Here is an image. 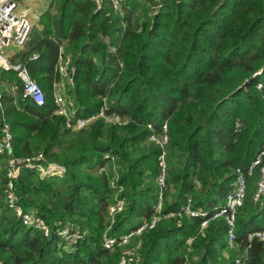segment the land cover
<instances>
[{
    "label": "trees",
    "instance_id": "16d2710c",
    "mask_svg": "<svg viewBox=\"0 0 264 264\" xmlns=\"http://www.w3.org/2000/svg\"><path fill=\"white\" fill-rule=\"evenodd\" d=\"M39 24L14 59L40 86L45 104L23 100L15 73L1 72L0 127H9L14 157L41 153L45 165L62 166L65 174L41 179L22 169L14 181L20 205L51 228L44 237L4 204L7 158L0 157V264H118L125 248L107 250L104 238L131 233L155 216V226L126 247L140 244L137 264H234L244 253L245 264H264V245L248 239L264 231V195L254 201L259 168L246 178L233 248L226 220H211L233 190L236 171L246 173L264 147V0H124L121 13L108 0L99 7L92 0H52ZM62 45L75 67L76 116L97 113L105 97L126 125L99 120L77 132L65 128L51 94ZM33 54L40 58L31 61ZM164 123L160 192L162 150L146 126L159 133ZM117 200L123 210L111 217ZM187 200L190 211L206 216L186 215ZM67 223L83 234L72 247L55 233Z\"/></svg>",
    "mask_w": 264,
    "mask_h": 264
},
{
    "label": "built area",
    "instance_id": "2783aa9c",
    "mask_svg": "<svg viewBox=\"0 0 264 264\" xmlns=\"http://www.w3.org/2000/svg\"><path fill=\"white\" fill-rule=\"evenodd\" d=\"M99 7L103 0H92ZM113 13H121L122 3L124 0H108ZM19 0H0V73L13 72L20 80L22 85L21 97L23 100H29L37 107H42L45 104V97L40 86L32 80L24 66L18 63H12L8 56L9 51L21 50L25 47L29 40V35L32 30V23L25 13L19 11ZM40 58L39 54H33L30 57L31 61H36ZM122 64L119 63V70ZM55 73L58 79H55L51 84V94L54 104V114L64 119L65 128L71 132L80 131L96 121H103L105 124L121 127L126 125L129 120L123 118L117 113H111L106 101V98H101V106L97 113L90 115L86 118L76 116V111L71 99L70 93L74 89V73L75 67L72 65L70 55L65 53V46H60L58 52V63L55 66ZM261 88V85H258ZM11 92H15L16 88H10ZM147 129L152 131L149 136V141L158 144L162 150L159 157V165L161 173L157 178L159 191L165 188V145L168 142V128L166 123L161 125L159 133L154 132L152 124H148ZM240 130V124L237 123L236 131ZM6 157L7 162V185L4 190V204L7 209L20 220L21 224L28 229H32L41 233L44 237H48L51 233V228L47 223L38 216L37 212L33 209L25 210L20 205V199L15 193L14 181L17 180L22 169H31L37 171L41 179L49 177H64L65 169L62 166L55 164H44L43 155L40 153L30 159H20L14 157L12 153L11 134L8 125L4 124L0 127V157ZM109 158L108 155L105 156ZM256 168L260 169L261 178L257 184L256 193L254 194V201L264 195V147L257 151L250 167L243 173L240 170L236 171V181L233 190L228 194L225 204L216 209L211 216V220L224 218L227 222V243L229 248L234 247L235 233L234 222L236 209L241 206L245 196L246 178L251 176ZM190 200H187V206L182 208V211L189 216H202L205 217L206 213H194L190 211ZM124 202L117 200L116 203L109 208V214L114 217L116 214L123 210ZM161 207V194L158 197V205L156 211L159 212ZM180 215V214H179ZM159 220L155 216L150 222H144L135 231L122 235L119 237H105L103 247L107 250H113L119 247H127L131 244L133 236H139L145 229H152L156 222ZM207 221L201 224V228L206 227ZM57 237L66 246L72 247L80 240L83 239V234L76 225L67 223L55 231ZM253 237L264 245V231L257 232L249 235L248 239ZM191 239L187 241L191 243ZM140 244L135 247L126 248L118 261V264H137L138 250ZM246 253L237 257L234 264H245Z\"/></svg>",
    "mask_w": 264,
    "mask_h": 264
},
{
    "label": "rangeland",
    "instance_id": "374dc122",
    "mask_svg": "<svg viewBox=\"0 0 264 264\" xmlns=\"http://www.w3.org/2000/svg\"><path fill=\"white\" fill-rule=\"evenodd\" d=\"M52 0H29V6L28 8L30 9V12L28 13V16L32 18V30H40L41 26L39 24V18L42 14V12L47 11L49 4L51 3ZM157 1V0H153ZM157 6H153L150 14V17H153L157 13ZM44 10V11H43ZM125 249H122V252L126 251Z\"/></svg>",
    "mask_w": 264,
    "mask_h": 264
},
{
    "label": "crops",
    "instance_id": "0c3cea01",
    "mask_svg": "<svg viewBox=\"0 0 264 264\" xmlns=\"http://www.w3.org/2000/svg\"><path fill=\"white\" fill-rule=\"evenodd\" d=\"M18 6H19V8H18L19 11L22 12V13H25L28 16V13L30 12V9L28 8L29 0H19ZM45 12L46 11L42 12V14L45 13ZM28 18H29L30 21L32 20L31 16L30 17L28 16ZM31 23H32V21H31ZM32 26H33V23H32ZM23 49H21V50H13V51H9L8 52V56L10 57V60H11L12 63H17V61H15L14 58H15V56L17 54H19L21 51H23Z\"/></svg>",
    "mask_w": 264,
    "mask_h": 264
},
{
    "label": "water",
    "instance_id": "95a60500",
    "mask_svg": "<svg viewBox=\"0 0 264 264\" xmlns=\"http://www.w3.org/2000/svg\"><path fill=\"white\" fill-rule=\"evenodd\" d=\"M246 85H247V82H245L242 86H240L235 92H238L240 90H243L246 87Z\"/></svg>",
    "mask_w": 264,
    "mask_h": 264
}]
</instances>
